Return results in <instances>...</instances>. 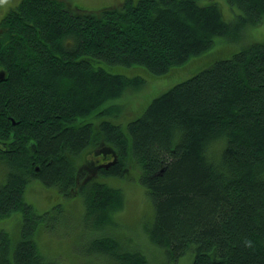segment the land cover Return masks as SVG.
Returning a JSON list of instances; mask_svg holds the SVG:
<instances>
[{
	"label": "trees",
	"instance_id": "obj_1",
	"mask_svg": "<svg viewBox=\"0 0 264 264\" xmlns=\"http://www.w3.org/2000/svg\"><path fill=\"white\" fill-rule=\"evenodd\" d=\"M223 1L233 20L221 0H122L96 11L21 0L0 18V220L21 213L14 245L0 230V264H58L38 239L50 211L26 195L41 186L81 194L97 236L88 257L151 264L118 227L124 190L105 181L125 178L127 166L139 168L154 210L149 239L168 262L264 264V42L213 49L217 37L243 42L264 24V0ZM209 53L126 119L117 102L143 89L144 75L191 73ZM91 148L107 160L81 179Z\"/></svg>",
	"mask_w": 264,
	"mask_h": 264
},
{
	"label": "rangeland",
	"instance_id": "obj_2",
	"mask_svg": "<svg viewBox=\"0 0 264 264\" xmlns=\"http://www.w3.org/2000/svg\"><path fill=\"white\" fill-rule=\"evenodd\" d=\"M20 1L21 0H0V18H2L12 6L18 4ZM221 1L225 9L226 18L233 20L235 15L231 12L229 14L230 10L227 4L223 0ZM72 3L73 5L78 4L81 8L83 7L86 10L96 11L103 8L104 5H120L122 4V0H72ZM253 42H264V24L255 28H247L244 33L243 42L242 40L234 42L217 37L213 49L216 50L222 47L224 50L232 49L237 51L245 44L249 45ZM209 55L210 53L196 57L195 61H192L191 73L188 74L186 72H181V69V71L177 73L178 75L175 74L176 72L172 71L170 74L168 73L166 76L160 78H151L150 76L144 75L147 80V84L144 88L128 92L125 96L126 100L117 102L124 108V116L126 119L139 115L144 106L148 104L153 97L164 92L173 84L197 72L200 68L195 71L193 70L198 60ZM125 117L122 118L124 119ZM109 151L113 154L112 149ZM85 152L86 153L80 159L81 167L84 170L81 179H83L86 174L92 179L94 176H98V169L95 167V163L105 162L107 158L104 157V155L108 153L96 151L94 148ZM138 175L139 168L135 169L134 167L130 168V166H127L125 178L107 177L105 180L112 185L122 188L126 195L125 205L122 210L119 211L116 221H118V227H120V229L125 228L127 230L125 238L130 241L128 245L131 244L132 246L143 249L151 264H164L165 261L168 262V259L165 258L160 248L149 239L146 227L152 224L154 210L145 187L138 180ZM100 179L103 178L100 177ZM5 181L6 174L4 169L0 166V186ZM57 191L55 187L45 188L41 186V188L30 187L26 192V195L28 193L27 198L33 202L37 209L41 211H50L44 219L46 226L40 230L41 232L38 238L44 252H46L49 257L56 258L58 264H111V262L105 258L99 259L93 255L92 257L90 256V258L85 253L89 246L87 251L96 248L94 242L97 236L94 235L95 233L89 226V222H85V215H83L84 204L81 194L75 190L71 193L70 197H67L62 194L60 196ZM56 203L60 204L52 208ZM20 221L21 213H16L9 218L0 220V230L8 232L13 240V245L20 237ZM122 231L125 233L124 230ZM191 262V255L186 254L181 257L177 264H191ZM168 264L172 263L168 262Z\"/></svg>",
	"mask_w": 264,
	"mask_h": 264
},
{
	"label": "flooded vegetation",
	"instance_id": "obj_3",
	"mask_svg": "<svg viewBox=\"0 0 264 264\" xmlns=\"http://www.w3.org/2000/svg\"><path fill=\"white\" fill-rule=\"evenodd\" d=\"M102 164L104 165V163H102ZM102 164H98V166H99V165H102ZM106 165H109V163H106L105 166H106Z\"/></svg>",
	"mask_w": 264,
	"mask_h": 264
},
{
	"label": "bare ground",
	"instance_id": "obj_4",
	"mask_svg": "<svg viewBox=\"0 0 264 264\" xmlns=\"http://www.w3.org/2000/svg\"><path fill=\"white\" fill-rule=\"evenodd\" d=\"M210 153V152H209ZM114 214V213H113ZM111 220V219H110ZM113 220V219H112ZM116 223V222H115ZM115 225V224H114ZM109 226H111V225H109ZM94 252V251H93ZM97 251H95V253H96Z\"/></svg>",
	"mask_w": 264,
	"mask_h": 264
}]
</instances>
